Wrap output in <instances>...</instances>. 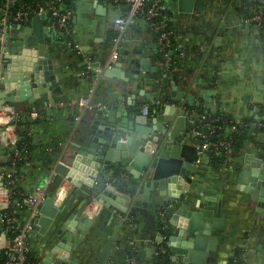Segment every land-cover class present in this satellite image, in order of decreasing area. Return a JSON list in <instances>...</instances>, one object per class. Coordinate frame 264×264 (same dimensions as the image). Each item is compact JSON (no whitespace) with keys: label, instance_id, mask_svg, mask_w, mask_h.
I'll list each match as a JSON object with an SVG mask.
<instances>
[{"label":"crops","instance_id":"0c3cea01","mask_svg":"<svg viewBox=\"0 0 264 264\" xmlns=\"http://www.w3.org/2000/svg\"><path fill=\"white\" fill-rule=\"evenodd\" d=\"M164 1L168 23L174 32V46L163 49L149 20L138 15L120 44L118 59L108 68H117L118 75H104L93 90V77L109 58L117 33L111 15H124L130 8L129 3L73 0L74 14L68 32L52 26L49 18L42 15L43 36L48 45L43 71L46 81L51 82L47 88L49 98L43 100L37 90L38 96L36 92L31 95L32 108H28L26 98L14 106L5 104L0 110L1 125L15 106H19L18 118L31 119L33 150L18 171L22 190L28 193L36 185L49 181L46 201L33 219L34 228L29 237L33 264H56L54 259L47 263L45 260L57 239L59 227L65 219L85 211L88 203L95 200L93 194L98 182L93 186L76 185L55 169L59 159L70 161L71 154L78 148L75 143L89 135V125L99 117L98 109L113 112L112 125L127 127L134 121L135 112L143 113V106H148L150 113L148 96L154 95L158 97L159 106L173 103L187 110L185 127L194 135L188 137V141L199 146L198 136L192 132L199 117L220 113L243 122L248 117H257L258 107L264 104V31L249 20L255 7H264V0H194L190 10L185 9L186 4L181 0ZM23 29H13L10 39L2 40V45H10L16 51L22 39L23 43L36 47L35 34L19 36ZM86 97L103 108L86 111L77 122V105ZM13 132L11 129L1 132L0 138L11 136ZM5 150L6 146L0 142L2 163L7 159ZM260 158L264 160L251 142L221 165L211 162L206 150L200 155L185 196L186 208L194 209L195 200L202 202L214 211L212 218H203V221L220 219L223 225L213 229L217 236L213 248L207 241L203 249L197 248L193 240L191 247L179 246L183 241L190 242L191 235L184 240L171 239L180 233L170 222L169 205L155 200V189L151 190L149 198L136 204L142 191L141 182L124 167L114 169L117 163L108 167V171L102 167L98 176H110L105 184L118 181L119 189L132 191L134 196L126 210L117 208L115 201L112 207L106 208L94 201V221L75 243L71 256L78 264H99L100 252L119 225L102 264H124L131 247L138 252L139 264H148L153 255L160 252L162 232L170 235L166 245L172 264H234L237 257L243 264H264V215L257 214L256 201L249 198L244 188L250 185L254 169H264V163L258 164ZM93 163V167L98 165L97 161ZM246 166L250 175L242 176L240 173ZM78 175L88 179L84 169H80ZM99 205L101 208L97 211ZM24 213L23 219L28 214ZM163 216L168 217L167 230L161 228Z\"/></svg>","mask_w":264,"mask_h":264},{"label":"water","instance_id":"95a60500","mask_svg":"<svg viewBox=\"0 0 264 264\" xmlns=\"http://www.w3.org/2000/svg\"><path fill=\"white\" fill-rule=\"evenodd\" d=\"M181 2L186 4L185 9L190 10L194 0H181ZM118 17L117 13L111 15L114 20ZM43 25V16L36 14L19 34L22 37L25 34H35L38 44L36 47L27 45L19 39L20 48L13 51L10 45H2L0 41V110L5 104L14 106L16 102L26 98L29 99L28 108H32L33 92H36V96L41 93L42 99L48 100L47 88L51 82L46 81L43 71L44 57L48 52V45L45 44L43 36ZM117 71V68L105 69L104 75L108 77L118 75ZM133 72L139 73L137 70ZM148 99L151 103L150 113L135 112L134 121L127 127L112 125L115 122L113 112L106 113L97 108L99 117H95L89 125V135L81 142L75 143L78 148L71 154L70 161L59 159L55 171L76 185L93 186L95 181L98 182L93 194L95 200L104 208L112 207L115 201L118 202L117 208L126 210L134 193L119 189L118 181L105 184L110 179L109 175L98 176L102 167L108 171V167L112 168L117 163L114 169L124 167L141 182L139 185H142V191L138 195L136 204H141V201L149 198L151 190L155 189L157 193L155 200L169 205L172 214L170 222L180 233L179 236H173L172 240L180 237L184 240L191 235L193 237H190V242L183 241L179 246L191 247L193 240L197 248L203 249L207 241L211 242L210 248H213L217 241L213 229L222 227V221L220 219H214L213 222L203 221V218H212L214 211L207 209L202 202L197 203L195 200L194 209L186 208L185 196L190 189L201 155L200 147L188 141V137H194L185 127L188 112L173 103L161 107L158 105V97L154 95H149ZM209 106L213 107L212 104ZM13 108L15 112L19 111V106ZM94 161L98 162L95 167L92 166ZM263 163L264 160L260 158L259 166ZM80 169L86 170L87 180L78 175ZM240 174L249 176V166H246ZM251 176L250 185L244 188L250 194L249 198L256 201L257 214L264 215V169H254ZM120 196H123L122 200ZM93 221L94 217H88L84 210L65 219L58 229L57 239L47 252L45 263L54 259L56 264H78L70 253ZM4 229V226H0V231ZM118 229L119 225L100 252L97 259L99 264H102L108 256ZM192 254L193 252L190 253Z\"/></svg>","mask_w":264,"mask_h":264},{"label":"built area","instance_id":"2783aa9c","mask_svg":"<svg viewBox=\"0 0 264 264\" xmlns=\"http://www.w3.org/2000/svg\"><path fill=\"white\" fill-rule=\"evenodd\" d=\"M62 0H49L47 5H43L40 2L36 4L35 8L31 7V4L23 0H0V41L7 40L13 33V29L25 28L31 22V18L36 15H46L49 18V22L52 26L64 29L67 32L71 29V19L74 14L73 6L65 4ZM119 2L120 0H114ZM129 3L130 8L124 14L120 15L115 19V25L117 33L114 36L111 44V52L109 58L105 64L98 68L93 77L92 90L96 88L100 80L104 77L105 69L110 68L119 57V49L121 42L126 37V32L128 28L133 25L138 15L145 16L152 29L161 30L160 43L163 49L170 46L171 39L174 37V32L172 29L166 27L168 23L167 15H163L160 21H155V18L167 11V6L164 0H124ZM249 20L256 23L264 31V9L262 6L255 7ZM78 114L75 119L79 122L83 114L94 108H103L102 105H97L92 103L91 97H86L78 103ZM11 111L5 117L3 124H0V133L6 132L11 129L13 134L11 136L1 137L0 142L3 146L11 147L10 150L18 157L20 155L19 149L15 147V144L20 140V135L16 132V120L17 115L13 107ZM264 110V104L258 107V112ZM142 112L144 114L149 113L148 106L142 107ZM208 116V115H207ZM206 115L202 117L205 119ZM260 119V116H257ZM217 120V118H212L210 121L204 122L203 126L212 128V121ZM230 128V127H229ZM234 128V126L232 127ZM192 132L200 137H206L205 132L199 130L197 127L193 128ZM264 135V134H263ZM263 135H260V139L264 142ZM255 147L254 143L251 142ZM200 154H202L209 146L217 147L218 145H225L223 140L218 142H203L199 143ZM200 160V159H199ZM1 181L0 184V226H4L5 229L0 231V253H3L5 260L2 264H33L28 258L31 251V245L29 241L30 233L34 228V217H36L41 209L42 205L48 194L49 181L45 183L38 184L34 189L28 193L19 190V198L16 199V203L19 205H24L27 207V217L18 219L12 214V185L15 184L17 178V170L12 167H1ZM22 197V198H21ZM97 202L96 200H94ZM90 201L88 203L87 209L84 213L88 217H94L96 211L95 202ZM100 204V203H99ZM97 208V211L100 210ZM161 228L163 230L169 229L168 217L163 216L161 220ZM12 231L10 234L9 232ZM170 235L162 232V238L159 245V253L167 255L168 247L166 245L167 240H169ZM125 264H139L137 257L133 254L126 256Z\"/></svg>","mask_w":264,"mask_h":264},{"label":"trees","instance_id":"16d2710c","mask_svg":"<svg viewBox=\"0 0 264 264\" xmlns=\"http://www.w3.org/2000/svg\"><path fill=\"white\" fill-rule=\"evenodd\" d=\"M23 1H26L27 3L31 4L32 8H35L37 3L40 2L43 5H47L49 0ZM62 1L67 5H72L73 3V0ZM167 14L168 12L164 11L163 14L155 18V21H160L162 19V16ZM166 27L171 29L169 23H166ZM153 31L155 36L159 40L161 30L153 29ZM173 40L174 37L173 39H171L170 46L167 47V50L171 49L172 46H174ZM258 116H260V119H257V117L255 116H251L245 119L243 122H236L220 113H214V115L206 116L205 119L199 117L195 122V126L206 134V137H198L199 143H203L206 141L209 143H213L221 140L225 142V145H218L217 147L211 145L206 149V153L210 156V161L216 165H221L223 163L229 162V157L232 154H236L238 151H240L247 142H253L258 152L264 156V142L259 138L260 135L264 134V110L258 112ZM212 118H217V120H214V122L212 121V128L203 126L204 122L210 121ZM15 123L17 126L16 132L18 133V135H20V140L16 142L15 147L19 149L20 155L17 157L14 152L10 150L11 147H6L5 154L7 159L3 163L0 162V166L12 167L17 170V178L15 179L16 182L14 185H12L13 198L11 210L13 211L12 214L20 219L21 217H23V214H25L24 212H26L27 214L28 209L24 205H18L16 203V199L21 196L19 195V190L22 191L21 184L18 181V171L21 170V166L25 164L28 158L31 156L33 150V136L32 132L30 131L31 119L19 117L17 118ZM233 126L234 128H232ZM9 233L11 234L12 231H10ZM133 254L137 257L138 261H140V257L136 248L134 249L131 247L130 249H128L126 256H130ZM28 258L30 259V255L28 256ZM4 260L5 256L3 255V253H0V264H2ZM148 264H172L169 252L167 255L154 254ZM234 264H243V261L237 257V260Z\"/></svg>","mask_w":264,"mask_h":264}]
</instances>
